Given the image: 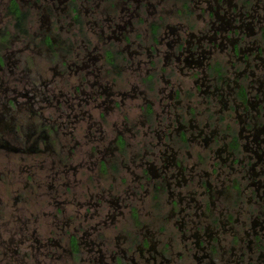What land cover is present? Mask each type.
Wrapping results in <instances>:
<instances>
[{"label": "flooded vegetation", "instance_id": "flooded-vegetation-1", "mask_svg": "<svg viewBox=\"0 0 264 264\" xmlns=\"http://www.w3.org/2000/svg\"><path fill=\"white\" fill-rule=\"evenodd\" d=\"M2 151L0 264H264V0H0Z\"/></svg>", "mask_w": 264, "mask_h": 264}, {"label": "rangeland", "instance_id": "rangeland-1", "mask_svg": "<svg viewBox=\"0 0 264 264\" xmlns=\"http://www.w3.org/2000/svg\"><path fill=\"white\" fill-rule=\"evenodd\" d=\"M20 157H24L23 155H21V153H17V158L14 154H10L8 151H2L0 152V165L3 166V167H11V166H14V164L16 163V160H17V165L19 166L21 163H19V160H21ZM38 156H35V155H32L28 158V162H32V163H35L38 159L36 158ZM26 162V160H25ZM2 168V167H0ZM8 178L7 176L0 181V191H1V194L4 196L3 199L5 202V204H11L12 203V199H11V202L9 200V196H10V193H9V184H8ZM18 186V185H17ZM22 186V185H21ZM33 194V193H32ZM25 195L29 198H32L31 201H33L35 198H34V194L31 195V189L30 190H26L25 189ZM35 201V200H34ZM32 202V205L35 204V202ZM9 208V206L7 205V209ZM45 257H43L44 259ZM35 264V262L33 263ZM69 264V263H67Z\"/></svg>", "mask_w": 264, "mask_h": 264}]
</instances>
